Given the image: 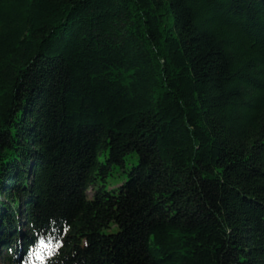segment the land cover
I'll list each match as a JSON object with an SVG mask.
<instances>
[{"label":"trees","instance_id":"trees-1","mask_svg":"<svg viewBox=\"0 0 264 264\" xmlns=\"http://www.w3.org/2000/svg\"><path fill=\"white\" fill-rule=\"evenodd\" d=\"M0 264H264V0H0Z\"/></svg>","mask_w":264,"mask_h":264},{"label":"snow or ice","instance_id":"snow-or-ice-1","mask_svg":"<svg viewBox=\"0 0 264 264\" xmlns=\"http://www.w3.org/2000/svg\"><path fill=\"white\" fill-rule=\"evenodd\" d=\"M39 244H40V246L43 247V248H47V247H48V245H47V243H46V241H45L44 239H41V240L39 241ZM38 255H39V259H40L41 261H44L45 257H44L43 252H38Z\"/></svg>","mask_w":264,"mask_h":264}]
</instances>
